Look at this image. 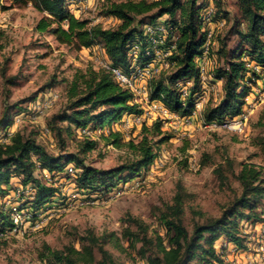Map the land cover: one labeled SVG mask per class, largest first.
Instances as JSON below:
<instances>
[{
    "label": "trees",
    "instance_id": "16d2710c",
    "mask_svg": "<svg viewBox=\"0 0 264 264\" xmlns=\"http://www.w3.org/2000/svg\"><path fill=\"white\" fill-rule=\"evenodd\" d=\"M11 2L18 5L31 3L41 14L34 29L54 36L60 44L74 50L101 45L109 68L89 67L76 72L68 86V102L47 119L48 128L57 140L58 152H48L36 141L33 132L18 130L9 135L8 141L0 142L1 232L14 226L12 208L2 201L13 189L11 178L14 176L23 189L33 191L28 204L20 209H27L31 218H36L38 211L46 207L58 192L53 184L45 183L35 175L36 169L56 176L64 173L66 165L71 163L77 188L108 192L121 182L134 178L141 169H147L155 159L158 147L171 137L161 129L158 119L150 126L143 124L139 141L126 143L133 156L109 168H97L85 162L86 154L97 143L85 135L76 140L75 150L66 149L65 137L76 136L79 129L85 130L89 126L103 128L119 121L124 113L141 114L137 104L132 102L133 93L116 80L111 68L132 76L155 61L158 51L164 55L168 53L165 56L168 66L147 80L148 99L161 101L173 113L189 115L204 91L201 60L206 52L213 57L214 64L207 72L205 70L207 78L204 83L213 86L221 82L218 102L206 103L201 109V118L206 123L239 114L244 97L251 89L245 82L246 75L251 73L249 79L253 81L262 80L264 76V0H234L232 11L226 0H103L100 14L119 20L115 27L106 28L92 24L87 18L74 16L66 5L68 0ZM219 21L222 26L211 31L208 37L209 25ZM160 24L167 31L163 40ZM148 27L152 28L151 31ZM244 57L254 62L258 71L248 67ZM0 76L4 85L0 131H5L13 124L14 117L25 111L21 103L30 101L31 97L10 103V87L16 84L18 74L8 75L6 66H3ZM186 80H192V83L183 97V82ZM54 83L52 78L43 87H51ZM258 122L264 127V114ZM104 139L116 146L122 145L119 131H111ZM259 143L264 156V138L260 137ZM225 164L239 183L240 192H235L221 206L217 216L194 220L188 230L182 221L183 195L178 190L172 204L167 206V212L160 215L167 240L166 244L161 240L155 243L157 252L152 250V240L146 238L147 226L132 216L127 218L136 224L142 233L141 239L149 245L142 244L139 248L147 264L220 263L222 260L215 254L212 244L221 235L244 246L243 238L237 234L238 222L260 219L255 209L264 199V168L247 162L240 163L236 170L229 159ZM214 171L221 176L224 165L218 164ZM108 239L107 234L96 235L88 230L81 238L80 249L73 246L53 249L44 244L40 258L48 264H111L112 256L104 247ZM135 239L137 237L131 240L132 246ZM95 249L100 253L99 260L95 257ZM147 251L151 252L146 254Z\"/></svg>",
    "mask_w": 264,
    "mask_h": 264
},
{
    "label": "rangeland",
    "instance_id": "374dc122",
    "mask_svg": "<svg viewBox=\"0 0 264 264\" xmlns=\"http://www.w3.org/2000/svg\"><path fill=\"white\" fill-rule=\"evenodd\" d=\"M102 1L68 0L67 5L76 17L87 18L92 24H100L104 28L115 27L119 23L117 18L100 14ZM233 2L226 0L230 11L233 10ZM40 16L31 3L18 5L11 0H0V69L6 66L8 75L18 74L16 84L10 87L9 102L31 97L30 101L21 103L25 111L14 117L10 127L0 131V142L8 141L9 135L18 130L33 132L38 143L48 152L56 153L57 140L48 128L47 119L68 102V86L76 72L89 67L106 68L108 59L101 45L74 50L60 44L46 32H37L34 25ZM221 24L222 21L209 25L212 28L210 31L221 27ZM158 27H161L163 40L167 31L161 24ZM167 54L158 51L157 59L137 72L142 73V76L135 84L132 83V89L124 86L133 93L132 102L137 104L141 114L124 113L119 121L103 128L89 126L85 130H77L74 137H65L67 150H75L76 140L83 135L96 140V146L86 154L85 162L97 168H109L131 158L133 152L126 143H137L142 125L150 126L158 119L161 129L171 137L158 147L153 162L147 169H141L134 178L121 182L108 192L77 188L71 163L66 165L64 173L56 176L46 170L36 169L38 178L58 189L51 202L38 211L36 218H31L27 209H20L28 204L33 191L23 189L19 179L14 176L11 178L13 189L2 200L12 208L14 226L0 235V264H48L40 258L44 244L53 249L65 246L80 249L83 242L81 238L88 230L96 235L109 236L104 247L112 256L111 264H147L139 252L142 244L147 243L141 239L143 236L136 224L128 221L129 216L147 226L146 238L152 240V250L157 252L155 243L161 240L166 244L167 240L160 215L167 212V206L172 204L178 190L183 195L182 221L190 230L194 220L217 216L221 206L235 192H240L239 183L225 164L226 159L233 161L236 170L240 163L247 162L264 168V156L259 143V138H264V127L258 122V118L264 114V82L250 80L251 73L246 75L245 82L251 89L244 97L241 114L236 115L244 118L239 129L206 127L201 118V109L206 103L218 102L220 89L217 83L213 86L205 84V74L201 75L204 91L189 115L173 113L161 101H151L145 95L146 92L148 94L147 80L168 66L165 60ZM243 59L247 61L248 67L254 64L248 57ZM202 61L206 64V72L213 67V57H209L206 52L201 64ZM52 78L54 85L43 87ZM191 83L192 80L183 82L185 86L182 90ZM3 89L0 76V102ZM184 94L183 97L186 96ZM111 131L120 132L122 145L116 146L104 139ZM218 164L224 165L221 176L214 171ZM255 212L259 213V220L241 219L238 222L237 234L243 238L244 246L237 245L223 235L213 242L212 248L222 260L215 264H264V199ZM135 237L137 239L132 246L131 240ZM94 252L99 260L100 253L96 249ZM194 263L198 264L196 261Z\"/></svg>",
    "mask_w": 264,
    "mask_h": 264
},
{
    "label": "bare ground",
    "instance_id": "6f19581e",
    "mask_svg": "<svg viewBox=\"0 0 264 264\" xmlns=\"http://www.w3.org/2000/svg\"><path fill=\"white\" fill-rule=\"evenodd\" d=\"M70 2H73V1H79V0H69ZM69 2V3H70ZM67 5V4H66ZM210 12H211V9H209L208 10V15L210 14ZM221 22V21H220ZM216 24V23H215ZM218 26V25H217ZM160 28V27H159ZM148 29V31H151V27H148L147 28ZM211 30H212V28H211ZM211 34V31L208 33V37H209V35ZM211 36V35H210ZM207 43H208V41H207ZM205 64V63H204ZM203 63H202V65H201V75L202 74H205L204 72H205V70H206V67H205V65H204ZM154 66V65H153ZM106 68H109V66L108 65H106L105 66ZM205 67V68H204ZM252 67H254L256 70L258 69L256 66H254V65H252ZM157 68V67H156ZM154 69V68H153ZM111 70L113 71V73H114V76H115V78H116V80L122 85V86H128L130 89H132V87L134 86L132 83H134L138 78H139V76H142V73H138V74H133L132 76H128V75H126L125 73H123V71H121L120 69H118V68H111ZM148 72L150 71V70H147ZM152 71V70H151ZM153 72V71H152ZM150 74V73H149ZM153 74V73H152ZM144 75H146L145 73H144ZM148 75H146L145 77H147ZM151 76V75H150ZM126 77H131V81H128L127 79H126ZM152 77V76H151ZM147 78H149V77H147ZM146 78V79H147ZM206 78V77H205ZM205 78H204V80H205ZM144 79V78H143ZM203 79V78H202ZM135 84V83H134ZM134 91V90H133ZM135 92V91H134ZM185 93V90H183V94ZM146 94H147V92H146ZM148 95V94H147ZM201 97V96H200ZM46 100V99H45ZM151 102V101H150ZM198 104V103H197ZM200 104V103H199ZM201 109V108H200ZM241 114V113H240ZM239 116H233V117H230L229 119L228 118H226V119H221V120H215V121H212V122H209V123H206V122H204L203 120V123L205 124V126L207 127V126H213V127H221V126H223L224 128H228V129H239V127L238 126H236V125H232L231 123H234V118H238ZM249 122V121H248ZM222 127V128H223ZM240 132V131H239ZM19 191V190H18ZM14 215V214H13ZM16 215V214H15ZM19 226V225H18ZM17 226V227H18ZM16 227V228H17ZM13 229V228H12ZM9 231V230H8ZM7 232V231H6ZM0 235L2 236L3 235V233L2 232H0Z\"/></svg>",
    "mask_w": 264,
    "mask_h": 264
},
{
    "label": "built area",
    "instance_id": "2783aa9c",
    "mask_svg": "<svg viewBox=\"0 0 264 264\" xmlns=\"http://www.w3.org/2000/svg\"><path fill=\"white\" fill-rule=\"evenodd\" d=\"M72 7V6H71ZM79 7V6H78ZM157 42H162L161 40H158ZM251 67H252V65H251ZM253 68V67H252ZM253 69H255V68H253ZM126 79L128 80V81H131V77H126ZM262 81L264 82V76H263V79H262ZM187 94V89H185V94L184 95H186ZM145 95H147V94H145ZM243 121H244V118L243 117H241V116H239L238 118H234V123H231L232 125H236V126H238L239 128H240V126H241V124H243Z\"/></svg>",
    "mask_w": 264,
    "mask_h": 264
},
{
    "label": "crops",
    "instance_id": "0c3cea01",
    "mask_svg": "<svg viewBox=\"0 0 264 264\" xmlns=\"http://www.w3.org/2000/svg\"><path fill=\"white\" fill-rule=\"evenodd\" d=\"M220 84H221V82H217V85H218V89H220ZM220 92H221V90H220Z\"/></svg>",
    "mask_w": 264,
    "mask_h": 264
}]
</instances>
